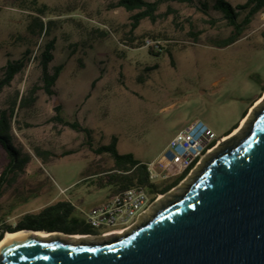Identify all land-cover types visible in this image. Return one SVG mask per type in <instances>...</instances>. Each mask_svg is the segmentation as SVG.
Returning a JSON list of instances; mask_svg holds the SVG:
<instances>
[{
    "label": "rangeland",
    "instance_id": "obj_1",
    "mask_svg": "<svg viewBox=\"0 0 264 264\" xmlns=\"http://www.w3.org/2000/svg\"><path fill=\"white\" fill-rule=\"evenodd\" d=\"M118 1L0 0V79L8 61L24 63L0 90V112L22 97L8 118L12 145L27 157L23 166H13L0 188V213L11 218V226L31 208L61 201L83 219L81 212L116 192L106 184L111 157L93 154L83 133L53 121L55 106L64 121L90 130L93 148L115 136L119 154H132L145 164L159 160L191 123L202 122L219 141L247 112L241 130L225 136L237 139L253 112L264 106V9L251 17L236 42L223 47L233 30L212 9L215 0H201L207 12L197 0H161L154 20L142 19L134 31L130 17L138 11L117 8ZM221 1L233 8L246 3ZM237 13L241 21L246 10ZM50 41V66L62 67L54 96L46 95L40 82L39 57ZM146 41L158 42L162 52L152 53ZM221 147L217 143L207 157ZM202 160L191 175L158 195L143 222L183 193ZM7 164L0 146V175Z\"/></svg>",
    "mask_w": 264,
    "mask_h": 264
},
{
    "label": "water",
    "instance_id": "obj_2",
    "mask_svg": "<svg viewBox=\"0 0 264 264\" xmlns=\"http://www.w3.org/2000/svg\"><path fill=\"white\" fill-rule=\"evenodd\" d=\"M202 161L183 193L130 233L99 243L29 236L2 246L0 264H264V106Z\"/></svg>",
    "mask_w": 264,
    "mask_h": 264
},
{
    "label": "trees",
    "instance_id": "obj_3",
    "mask_svg": "<svg viewBox=\"0 0 264 264\" xmlns=\"http://www.w3.org/2000/svg\"><path fill=\"white\" fill-rule=\"evenodd\" d=\"M161 0L157 1H146V0H119L116 3L117 8H123L127 12L138 11L130 17L131 20V31H134L142 19L154 20L155 12L157 10L158 4ZM184 3H192L193 0H177ZM198 4L203 12H207V5L201 0H197ZM212 9L222 14V18L227 22L233 30L231 37L227 40V44L230 45L238 40L241 35L242 28L250 23V19L253 15L264 9V0H246V3L241 6L232 7L230 4L223 2L221 0H215ZM245 16L241 21H238L239 11H245ZM237 11V12H236ZM39 30L43 29L42 24L38 23ZM162 48V47H161ZM53 42H47L40 53L39 57V67H40V82L42 90L48 96H54V85L59 77L62 70L61 66H53L50 64L53 61ZM150 53V52H149ZM153 53V52H152ZM24 68L23 61H16L6 63V67L2 72V77L0 79V90L8 86L15 76L19 74ZM153 67V69H155ZM151 69V70H153ZM95 81L92 83L94 86ZM264 93V85L261 89V94ZM22 104V97L18 100L15 99L11 102L10 108L8 110L0 112V146L5 151L8 157V164L5 167L2 175H0V188L2 183L5 181L6 175L14 171V165L23 166L27 157L21 153L20 150L16 149L12 145L11 139V121L10 117L15 107H19ZM55 115L52 120L69 127L71 130L83 133L86 136V146L95 155L107 154L113 160V167L109 170L107 174V186L111 188L112 191H120L123 189L138 187L143 189L146 194H148L153 200L157 195H161L175 187L183 178L186 173L179 178H176L170 182L163 181L160 183H151L148 180V175L146 172V164L136 160L132 154H119L117 152V138L112 136L110 143L108 145L98 146L93 148L90 138V130L81 126L78 122H67L64 121L60 115V107H54ZM247 112H245L241 120L245 117ZM240 120V121H241ZM238 125L233 127L230 132L225 136L229 135L233 130L237 128ZM224 136V137H225ZM66 154V153H65ZM99 176L101 174H98ZM74 207L65 201L57 202L53 205H48L43 208L39 213L36 214H26L21 217V219L14 225L4 226L5 233H12L19 230H42L45 232H55L63 229L73 230L75 227L87 226L83 219H79L73 216ZM0 236V241L2 239Z\"/></svg>",
    "mask_w": 264,
    "mask_h": 264
},
{
    "label": "built area",
    "instance_id": "obj_4",
    "mask_svg": "<svg viewBox=\"0 0 264 264\" xmlns=\"http://www.w3.org/2000/svg\"><path fill=\"white\" fill-rule=\"evenodd\" d=\"M144 47L154 53L162 52L161 46L155 41H146ZM218 142L202 122L191 123L174 136L159 160L146 164L148 180L158 183L179 178L185 173V177L191 175ZM157 198L158 195L152 200L143 189L131 187L114 192L107 200L87 212H81V215L86 225L97 235L121 236L147 216ZM4 234V228L0 224V236Z\"/></svg>",
    "mask_w": 264,
    "mask_h": 264
},
{
    "label": "bare ground",
    "instance_id": "obj_5",
    "mask_svg": "<svg viewBox=\"0 0 264 264\" xmlns=\"http://www.w3.org/2000/svg\"><path fill=\"white\" fill-rule=\"evenodd\" d=\"M246 120L245 118H243L241 121H240V124L239 126L233 131V133L230 135V137L234 136L237 132H239L241 130V128L245 125L246 123ZM230 137H224L222 138V140H219L218 143H220V145L223 143V142H226ZM147 220V219H146ZM143 222V220H141L137 226H139L141 223ZM137 226H135L133 229H135ZM132 229V230H133ZM132 230H130L129 232L125 233V234H128L130 233ZM123 234V235H125ZM54 234H49V233H46V232H31V231H19V232H15V233H5L0 241V248L2 246H4L5 244H8V243H11L13 241H17L19 239H22V238H26V237H29V236H36V237H39L41 239H49L53 236ZM121 235V236H123ZM120 237V236H119Z\"/></svg>",
    "mask_w": 264,
    "mask_h": 264
},
{
    "label": "flooded vegetation",
    "instance_id": "obj_6",
    "mask_svg": "<svg viewBox=\"0 0 264 264\" xmlns=\"http://www.w3.org/2000/svg\"><path fill=\"white\" fill-rule=\"evenodd\" d=\"M60 237L65 239H74L77 241H86V242H93L99 243L105 240H108L112 237H102L96 234L89 226H79L75 227L73 230L71 229H63L59 231H55Z\"/></svg>",
    "mask_w": 264,
    "mask_h": 264
},
{
    "label": "crops",
    "instance_id": "obj_7",
    "mask_svg": "<svg viewBox=\"0 0 264 264\" xmlns=\"http://www.w3.org/2000/svg\"><path fill=\"white\" fill-rule=\"evenodd\" d=\"M43 207L45 206H40L39 208H31L29 211L25 212V213H36L34 212L35 210H41ZM24 213V214H25ZM23 215V214H21ZM11 218H9V216H7V214L5 213H0V224H3L4 226L7 224V225H10L9 222H10Z\"/></svg>",
    "mask_w": 264,
    "mask_h": 264
}]
</instances>
